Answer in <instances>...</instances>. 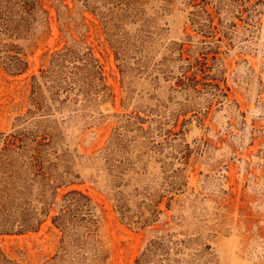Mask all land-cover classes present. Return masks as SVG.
I'll return each instance as SVG.
<instances>
[{
    "label": "rangeland",
    "instance_id": "1",
    "mask_svg": "<svg viewBox=\"0 0 264 264\" xmlns=\"http://www.w3.org/2000/svg\"><path fill=\"white\" fill-rule=\"evenodd\" d=\"M16 182L49 213L25 234L11 215L0 264H137L154 243L149 264H264V0H0ZM71 191L97 222L79 259L53 224Z\"/></svg>",
    "mask_w": 264,
    "mask_h": 264
},
{
    "label": "trees",
    "instance_id": "2",
    "mask_svg": "<svg viewBox=\"0 0 264 264\" xmlns=\"http://www.w3.org/2000/svg\"><path fill=\"white\" fill-rule=\"evenodd\" d=\"M32 9H34V4L32 3ZM40 145V144H38ZM32 160L33 157H31ZM37 161V160H36ZM31 167L36 171L38 165L31 163ZM38 170V169H37ZM36 177L41 176V170H38V173L35 174ZM44 177V176H43ZM15 183L12 188L1 187L0 188V233L7 234L9 232H14L15 230H11L8 227V220L11 215H16L17 212L20 213L21 223L18 226L17 233L25 234L29 232H37L41 225L44 222V218L48 215L49 210L47 211V203H44L43 207L40 208V211L37 207L28 204L27 202L20 203L16 195L21 199L27 197L26 195L31 192V188L27 185H21ZM81 196L89 202V199L83 196L78 191H71L64 196V201L66 206L60 209L59 214L56 215L53 219V224L55 227L61 230L64 234V238L62 239L61 251L63 252V257H67L70 250L74 256L72 259L80 257H84V247L89 243L88 238L94 239L93 236L97 229H95L97 222L95 219H92V210L90 209L89 204H82L76 197ZM9 198L13 199L16 205L8 201ZM19 198V199H20ZM83 205V206H82ZM86 209V213H83L84 209ZM85 217H81L84 216ZM43 217L42 219L39 217ZM86 217L88 220H86ZM5 222V223H4ZM78 222L86 223L81 232L79 228ZM157 243L152 244L151 250L148 253H144L141 258L137 261V264H149L150 256L154 254V250L157 249ZM76 260V259H75Z\"/></svg>",
    "mask_w": 264,
    "mask_h": 264
}]
</instances>
